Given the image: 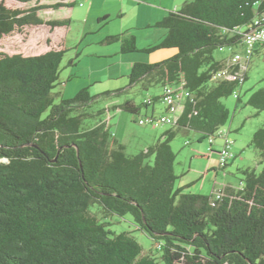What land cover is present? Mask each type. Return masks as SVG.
<instances>
[{"label": "trees", "instance_id": "1", "mask_svg": "<svg viewBox=\"0 0 264 264\" xmlns=\"http://www.w3.org/2000/svg\"><path fill=\"white\" fill-rule=\"evenodd\" d=\"M76 5L0 0V264H264V125L250 142L262 170L245 169L239 187L210 196L175 189L170 146L181 130L204 139L228 122L221 100L241 89L247 70L241 84L217 79L223 71L235 75L240 62L228 65L213 53L243 47V34L264 18V0H187L155 24L166 31L155 46L138 50L135 38L124 35L103 41L118 43L121 54L176 50L160 63H134L129 84L182 85L190 94L176 124L132 156L106 121L83 127L88 115L80 111L93 100L88 89L54 103L67 52L57 34L70 19L53 14ZM28 32L31 55L4 50L8 39ZM236 100L240 105L239 92ZM244 106L264 112V87ZM115 109L138 114L140 107L126 101ZM126 215L155 242L159 258L145 255L130 234L109 229L108 218Z\"/></svg>", "mask_w": 264, "mask_h": 264}, {"label": "rangeland", "instance_id": "2", "mask_svg": "<svg viewBox=\"0 0 264 264\" xmlns=\"http://www.w3.org/2000/svg\"><path fill=\"white\" fill-rule=\"evenodd\" d=\"M154 4L156 3L145 0H89L83 7L77 4L72 10L53 14L56 19H70V25L57 34L64 39L67 52L60 66L57 86L52 91L57 94L54 103L72 99L82 89H88L93 100L80 111L88 115L83 127L90 128L100 120L106 121L112 134L125 147V153L129 156L145 151L154 145L164 132L172 128L167 124L139 125L141 118L151 116L153 108H145L142 103L148 98L159 97L163 87L157 85L143 90L141 85L130 86L128 76L132 63H160L173 57L177 51L166 49L152 53L121 54L118 43L105 45L103 41L110 36L124 35L135 38L138 50L159 44L163 39L164 30L145 27L146 22L155 13L152 11ZM105 17L107 18L104 20ZM241 31H245V28ZM4 50L11 54L20 50L26 55H31L33 52L30 32L8 39ZM228 50H215L213 56L220 60L230 54ZM233 51L235 62L245 59L244 47L237 45L233 47ZM70 61H73L74 65L69 66ZM263 87L264 49H260L250 58L247 79L237 91L241 104L237 105L234 95L221 100L229 112V120L219 132L228 133L232 142V151L236 155L233 165L224 171L219 169L215 151L223 145L222 140L216 139L214 145L210 146L209 137L203 139L202 135L195 131L181 130L170 143L176 156L175 189L185 188V194L210 196L213 192L222 190L220 188L226 184L239 187L242 180L241 171L254 169L259 173L262 170L259 153L250 146V142L256 130L264 125V112H257L244 105L252 93ZM126 101L139 106V113L132 114L115 109ZM154 106L156 117L168 115L161 101L156 100ZM227 171L231 175H225ZM94 211L97 217L102 216L98 210ZM107 221L111 224L109 229L112 232L130 234L140 244L145 255L159 258L160 252L156 249L155 242L135 228L129 215L123 218L113 216Z\"/></svg>", "mask_w": 264, "mask_h": 264}, {"label": "built area", "instance_id": "3", "mask_svg": "<svg viewBox=\"0 0 264 264\" xmlns=\"http://www.w3.org/2000/svg\"><path fill=\"white\" fill-rule=\"evenodd\" d=\"M88 1L89 0H77V4L82 7ZM242 45L245 49L246 57L239 64V71L235 75H231L227 71L219 72L215 76V78L230 80L238 78L239 83H242L243 74L247 70L248 61L250 60V57L252 56L253 52L257 47H264V18L255 21V29L243 34ZM181 86H166L163 88L162 94L160 95V101L166 107V112L168 113V115H162L160 117L146 116L145 118L139 120V125L144 126L148 124H167L172 126L176 124L181 113L183 103L187 98L190 97L189 92L183 89ZM233 95L235 98H237L238 92L235 91ZM145 102L147 103V105L152 104L150 100H147ZM216 139L222 140L223 143L221 148L218 150L217 155L219 169H224L227 165H229L230 162L235 159L236 155L232 151V142L229 140L228 133L218 131L213 136H210V146L214 145ZM219 197L220 192H217L216 198Z\"/></svg>", "mask_w": 264, "mask_h": 264}, {"label": "crops", "instance_id": "4", "mask_svg": "<svg viewBox=\"0 0 264 264\" xmlns=\"http://www.w3.org/2000/svg\"><path fill=\"white\" fill-rule=\"evenodd\" d=\"M145 1L156 3L152 7V9H153L152 11H155V13L151 16V18H149L150 20H148V22H146V24H145L146 26L145 27H147V28H156V27H154L156 23L160 22L163 18H165L169 12L180 9L181 6L183 5V3L186 2L187 0H145ZM106 18L107 17H105L103 19L105 20ZM99 22H100V20H99ZM162 30H164V29H162ZM165 34H166V31L164 30V32L162 33V38L165 36ZM223 51H225V50H223ZM223 51H220V52H223ZM228 51L230 52L229 55H225L223 58H221L220 60H217V61H225L228 65L229 64H234V63L237 64L238 62L234 61V51L230 50V49ZM232 58H233V60H232ZM230 62H232V63H230ZM134 63H132V65ZM136 63H137V61H136ZM151 106H153L152 112H151V116H155L156 115L155 106L154 105H151ZM215 152L217 153L218 150H216ZM233 163H234V160L226 167V169L229 166H232ZM237 170H239V168ZM225 175L229 176V175H231V173H229L227 171ZM230 185H233V186H230ZM224 187H232V188H234L236 186H234V184H226L225 186H222L220 189H223Z\"/></svg>", "mask_w": 264, "mask_h": 264}]
</instances>
